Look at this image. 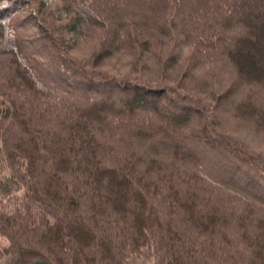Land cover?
Returning a JSON list of instances; mask_svg holds the SVG:
<instances>
[{
	"label": "trees",
	"instance_id": "1",
	"mask_svg": "<svg viewBox=\"0 0 264 264\" xmlns=\"http://www.w3.org/2000/svg\"><path fill=\"white\" fill-rule=\"evenodd\" d=\"M259 91L264 0H0V264H264Z\"/></svg>",
	"mask_w": 264,
	"mask_h": 264
},
{
	"label": "rangeland",
	"instance_id": "2",
	"mask_svg": "<svg viewBox=\"0 0 264 264\" xmlns=\"http://www.w3.org/2000/svg\"><path fill=\"white\" fill-rule=\"evenodd\" d=\"M43 1H45V2H51L52 0H43ZM252 53H253V56H252V54L251 55H249L248 56V58L250 59V60H252V59H257V56H258V54H259V51H257L256 49H254V50H252ZM249 61V60H248ZM249 63V68L251 69V70H253V67H254V65H253V63L252 62H248ZM255 92V91H254ZM259 95L261 96V98L262 97H264V94H263V92H260L259 91ZM231 102V101H230ZM249 109V115H251L252 113H255V115L253 116L254 117V119H257V120H261V122H262V119H263V117H261V114L259 113V112H255V111H257V110H255V109H252V108H248Z\"/></svg>",
	"mask_w": 264,
	"mask_h": 264
}]
</instances>
